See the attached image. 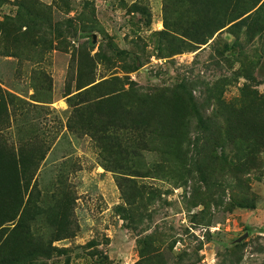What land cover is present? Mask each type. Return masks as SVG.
Wrapping results in <instances>:
<instances>
[{
    "label": "rangeland",
    "instance_id": "obj_1",
    "mask_svg": "<svg viewBox=\"0 0 264 264\" xmlns=\"http://www.w3.org/2000/svg\"><path fill=\"white\" fill-rule=\"evenodd\" d=\"M212 2L217 17L235 14L233 8L223 11V0ZM190 6L189 0H0V144L18 154L20 166L22 150L46 153L33 179L32 206L33 185L26 191L20 180L21 186L10 185L12 192L6 182L0 187V264L9 258L31 264L21 255L33 242L50 251L42 250L34 264H264V0L242 3L239 17L225 26L216 18L210 27L215 32L205 33L202 43L173 32L185 47L175 53L159 31L166 21L172 26V19L188 20ZM28 9L38 13L34 30ZM2 30L16 56L4 55ZM81 66L94 67L83 76ZM112 78L126 89L133 82L142 92L176 85L177 98L186 100L209 94L208 113L222 112L223 105L233 110L232 103L245 132L255 115V158L226 167L212 150L211 187L191 161L145 176L162 162L155 150L134 158L140 165L132 159L117 167L72 119L68 101ZM132 186L144 196L137 227L125 218L131 211L125 190ZM57 199L69 203L73 219L66 237L47 219L46 209ZM239 201L254 207L237 206Z\"/></svg>",
    "mask_w": 264,
    "mask_h": 264
},
{
    "label": "trees",
    "instance_id": "obj_2",
    "mask_svg": "<svg viewBox=\"0 0 264 264\" xmlns=\"http://www.w3.org/2000/svg\"><path fill=\"white\" fill-rule=\"evenodd\" d=\"M189 1L191 6L186 7L185 10L188 20H181L180 17L179 22H176L175 19H172L173 29H170L172 26L166 21L165 29L159 31V34L163 36V40L167 41L175 53L185 51V47L181 45L178 36L173 32L190 37L192 41L202 43L205 41V38H202L205 33H208L207 36H211L215 32L216 28L212 30L210 27L217 20L216 18L223 20L222 22L221 20L218 21V25L225 26L236 17H239L238 8L242 3L247 2V0H244V2L241 0H223V11L233 8L235 14L230 15L228 18L226 16L222 18L213 14V0ZM255 3L250 4L248 9L254 8ZM28 10L31 11L28 21L31 23V30H34L40 22L37 18L38 13L34 9ZM23 18L25 19V15H23ZM8 20V24L17 26V20H12V18H8ZM50 27L54 28L56 25L50 23ZM73 27L74 22L72 23ZM5 32L6 30H2L3 37L1 38L7 48V50H3L4 55L16 56L17 53L10 51L8 48V41L4 36ZM17 40L13 38L12 44L16 45ZM35 42L34 39L32 43ZM141 64L142 62L139 60L134 70H138ZM93 67L81 66L80 72L83 76L89 75L93 71ZM244 75L252 78L250 74ZM92 80H94L93 77L82 81L84 84L79 85L78 89L80 90L87 84L93 83ZM120 81L119 78L101 81L78 92L76 95L68 97L69 104L72 106V119H75L81 128L88 133L87 135L100 143L103 150L113 157L117 167L126 166V162L132 159L136 165H140L136 163L140 160L134 161V158L139 157L143 151L155 150L161 154L162 162L160 165L155 164V172L154 169H150L145 176H150L151 173L158 175L162 173L166 165L171 163L180 162V164H184L191 161L201 180L208 187H211L213 181L210 175L212 150L220 153L217 158L226 167L237 166L241 160L248 164L255 158L258 144L255 115L250 116L245 132L240 128V124L245 120L235 114L238 108L232 103L229 105L234 111L229 106L223 105L225 110L222 109V112L212 111L208 113L207 106L209 102H212L209 99V94L205 95L201 101L193 96L186 100L181 95L177 98L179 88L176 85L173 87L156 86L142 92V89L137 88L133 82H129V88L126 89L124 85L118 84ZM181 88L183 91L187 89L185 85ZM71 93L70 90L69 94ZM193 133L194 135H192ZM185 144L186 146H184ZM24 152L22 150L23 164L20 166L18 154L2 147L0 144V187L6 182L7 190L12 192L13 186L23 184L25 190L28 191L30 186L33 185L31 192L29 191L32 206L38 181L36 180L33 183V179L41 161L45 159L46 153L39 147L24 149ZM160 167L161 169H159ZM133 172L135 175H141L140 172L134 170ZM192 172V169H187L189 176ZM22 175L23 181L21 179ZM131 182L136 183L133 179ZM125 199L131 210L123 209L125 212L129 211L128 216L125 218L131 220L137 227L140 224L136 222V219L141 221L140 219L143 216L139 210L143 206L144 196L142 190L137 186L130 187L125 190ZM234 200L236 198H233L232 201ZM68 204L64 205L61 199H57L55 205L46 209L48 223L50 226L55 227L58 233L60 230L64 231L63 237L70 235L72 233L71 229H73V219ZM235 204L240 207H254L242 201L235 202ZM34 219L36 220L37 217L35 216ZM22 227H24V223L21 224ZM26 233L24 235L27 238ZM143 244L146 246V240L143 241ZM53 249L55 248L52 247L51 250ZM42 250L46 255L50 253L49 248L44 247L43 249L41 245L33 242L30 252L25 249V255L21 256H24L25 263L28 261L34 264L33 261L41 254ZM144 250L145 248L142 250V254L146 253ZM14 257L15 260L19 258L15 255ZM7 261L12 264L14 258H9Z\"/></svg>",
    "mask_w": 264,
    "mask_h": 264
}]
</instances>
